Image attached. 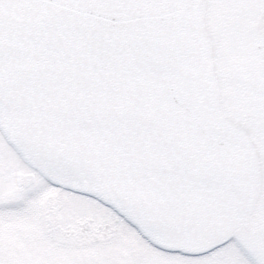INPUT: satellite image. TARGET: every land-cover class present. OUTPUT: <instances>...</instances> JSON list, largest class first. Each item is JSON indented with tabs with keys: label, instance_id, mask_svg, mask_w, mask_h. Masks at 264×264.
<instances>
[{
	"label": "snow or ice",
	"instance_id": "snow-or-ice-1",
	"mask_svg": "<svg viewBox=\"0 0 264 264\" xmlns=\"http://www.w3.org/2000/svg\"><path fill=\"white\" fill-rule=\"evenodd\" d=\"M237 257L264 264V0H0V264Z\"/></svg>",
	"mask_w": 264,
	"mask_h": 264
},
{
	"label": "rangeland",
	"instance_id": "rangeland-1",
	"mask_svg": "<svg viewBox=\"0 0 264 264\" xmlns=\"http://www.w3.org/2000/svg\"><path fill=\"white\" fill-rule=\"evenodd\" d=\"M248 227L251 228V233L249 234L250 237H248L249 235H244L242 232L241 233L238 232L236 236L244 247L254 252L255 251L254 228L251 220L248 222ZM232 264H244V261L242 260V258L237 257L232 261Z\"/></svg>",
	"mask_w": 264,
	"mask_h": 264
}]
</instances>
